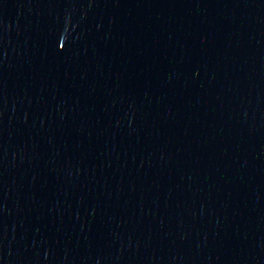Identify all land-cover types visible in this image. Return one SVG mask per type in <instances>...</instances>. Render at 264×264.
I'll list each match as a JSON object with an SVG mask.
<instances>
[{
  "label": "water",
  "instance_id": "95a60500",
  "mask_svg": "<svg viewBox=\"0 0 264 264\" xmlns=\"http://www.w3.org/2000/svg\"><path fill=\"white\" fill-rule=\"evenodd\" d=\"M0 264H264V0H0Z\"/></svg>",
  "mask_w": 264,
  "mask_h": 264
}]
</instances>
